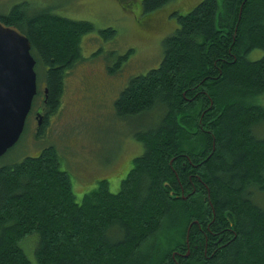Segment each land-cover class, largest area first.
Segmentation results:
<instances>
[{"label":"trees","instance_id":"trees-1","mask_svg":"<svg viewBox=\"0 0 264 264\" xmlns=\"http://www.w3.org/2000/svg\"><path fill=\"white\" fill-rule=\"evenodd\" d=\"M167 1L143 0V9ZM26 4L0 19L31 40L54 111L95 24ZM179 21L160 65L115 101L128 122L157 113L133 129L144 151L118 191L103 178L78 200L54 145L0 166V264H264V105L253 102L264 93V53L249 57L264 50V0H201Z\"/></svg>","mask_w":264,"mask_h":264},{"label":"rangeland","instance_id":"rangeland-1","mask_svg":"<svg viewBox=\"0 0 264 264\" xmlns=\"http://www.w3.org/2000/svg\"><path fill=\"white\" fill-rule=\"evenodd\" d=\"M200 1L169 0L145 12L143 0H0L2 13H7L15 3H27L30 11L51 8L58 14L88 19L95 24V29L82 37V58L64 75L56 110L47 106V116L41 125L33 113L19 140L0 157V166L54 145L62 167L71 175L78 200L103 178L109 180L112 191H118L133 159L144 151L132 131L153 123L157 113L128 122L117 115L115 101L133 76L160 65L164 39L179 27V15L186 14ZM219 2L222 5L223 0ZM108 26L117 30L114 39H105L100 34ZM129 49L133 53L128 60L111 73L109 66L118 54ZM263 53V49H255L249 57L256 59ZM38 71L41 93L36 97L35 108L44 104L42 93L47 85L45 67L40 64ZM253 102L264 105V93ZM29 238L23 245L36 262L33 237Z\"/></svg>","mask_w":264,"mask_h":264},{"label":"water","instance_id":"water-1","mask_svg":"<svg viewBox=\"0 0 264 264\" xmlns=\"http://www.w3.org/2000/svg\"><path fill=\"white\" fill-rule=\"evenodd\" d=\"M31 48V40L19 26L0 19V157L22 135L38 91Z\"/></svg>","mask_w":264,"mask_h":264},{"label":"flooded vegetation","instance_id":"flooded-vegetation-1","mask_svg":"<svg viewBox=\"0 0 264 264\" xmlns=\"http://www.w3.org/2000/svg\"><path fill=\"white\" fill-rule=\"evenodd\" d=\"M38 93H41V90H38V92H37V94ZM47 96H48V93H47V95L45 94V93H42V99H43V101H44V104H42V106H40V107H38V108H35V106L33 107L32 106V108H31V111H30V113H29V115H33V113H35V116L39 119L40 117H41V115H42V117H43V119H42V122H43V120L45 121V119H46V116H47V112H46V108H47V106L45 105V102H46V98H47ZM35 109H36V111H35ZM29 115H28V117H29ZM38 122V121H37ZM38 124H39V122H38ZM37 124V125H38ZM43 124V123H42ZM41 125V124H40ZM41 129V128H40ZM39 129V130H40ZM43 134L42 133H40V136H42Z\"/></svg>","mask_w":264,"mask_h":264}]
</instances>
